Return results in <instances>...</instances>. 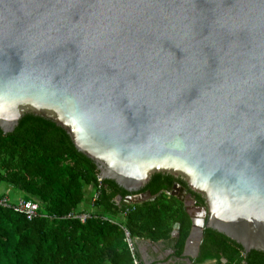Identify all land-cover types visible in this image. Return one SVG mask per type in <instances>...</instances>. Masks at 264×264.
Here are the masks:
<instances>
[{
    "label": "water",
    "instance_id": "95a60500",
    "mask_svg": "<svg viewBox=\"0 0 264 264\" xmlns=\"http://www.w3.org/2000/svg\"><path fill=\"white\" fill-rule=\"evenodd\" d=\"M25 115L126 206L156 174L198 195L183 255L205 229L264 252V0H0V130Z\"/></svg>",
    "mask_w": 264,
    "mask_h": 264
},
{
    "label": "trees",
    "instance_id": "16d2710c",
    "mask_svg": "<svg viewBox=\"0 0 264 264\" xmlns=\"http://www.w3.org/2000/svg\"><path fill=\"white\" fill-rule=\"evenodd\" d=\"M98 179L96 165L50 121L25 115L13 132L0 130V197L19 200L3 192L6 187L39 204L38 215L30 221L0 206V264H133L123 228L135 243L174 242L181 253L191 221L184 204L170 195L176 179L154 175L134 193L148 191L151 200L131 206L115 200L129 193L113 181ZM193 197L197 206H203L198 195ZM81 212L91 215L84 223L66 218ZM175 226H179L176 240L171 237ZM201 251L198 263L223 257L227 264H264V252L245 253L210 229L204 230Z\"/></svg>",
    "mask_w": 264,
    "mask_h": 264
},
{
    "label": "crops",
    "instance_id": "0c3cea01",
    "mask_svg": "<svg viewBox=\"0 0 264 264\" xmlns=\"http://www.w3.org/2000/svg\"><path fill=\"white\" fill-rule=\"evenodd\" d=\"M2 191L3 192L5 191V193H7V195H9L12 199H21V197L17 195L16 193H14L13 191H11L10 188L8 189L6 187H3ZM186 213L189 216V218H190V215L192 216L195 215L193 210L189 208L186 211ZM175 227H179V226H175ZM171 237L172 239L176 240L179 237V231H178V237L175 234L174 236H172L171 234ZM201 244L199 247V250H200L199 254L196 253V248L191 247L188 253L186 255H183L185 243H184L181 253H178L176 244L174 242L169 243V244L164 243L162 241L151 242L149 240L136 242L137 249H138V255L141 261L142 262L144 261L145 264H227L226 260L223 257L218 258V259L216 258L206 259L200 263L196 262L197 259L202 254ZM141 254L143 258L141 257Z\"/></svg>",
    "mask_w": 264,
    "mask_h": 264
},
{
    "label": "built area",
    "instance_id": "2783aa9c",
    "mask_svg": "<svg viewBox=\"0 0 264 264\" xmlns=\"http://www.w3.org/2000/svg\"><path fill=\"white\" fill-rule=\"evenodd\" d=\"M98 180L102 181L100 177ZM0 206L7 209H11L15 213L23 214L29 221L38 215V209H39L38 205L34 202L25 201L23 199L12 201L8 196L0 197ZM127 213L128 210H126L125 213H123V215H126ZM90 216L91 215L89 213L81 212L78 214L70 213L66 216V218L77 219L81 223H84L87 219L90 218ZM123 233H124V240L131 254L133 264H142V261L138 255V249L135 240L131 237L128 230L123 228Z\"/></svg>",
    "mask_w": 264,
    "mask_h": 264
},
{
    "label": "flooded vegetation",
    "instance_id": "af4514ba",
    "mask_svg": "<svg viewBox=\"0 0 264 264\" xmlns=\"http://www.w3.org/2000/svg\"><path fill=\"white\" fill-rule=\"evenodd\" d=\"M180 181V180H179ZM178 180H176L175 182H178L179 184H180V182H179ZM174 182V183H175ZM182 186H183V184H182ZM172 188H173V186H172ZM143 193H141L140 195H142ZM179 195H180V193H178ZM137 195H139V194H132V196H137ZM170 195L172 196V190H171V193H170ZM117 196H119V195H117ZM116 196V197H117ZM174 197V196H173ZM125 198V197H124ZM176 198V197H175ZM184 201L186 202V203H190V205H187V207H185V210L187 211L188 210V208L189 209H191V210H193V212L195 213V215H197V213H198V211L195 209V206L197 205V203H196V200H195V198L193 197V195L192 194H189V192H187V194L184 196ZM115 200H116V198H115ZM116 202L117 203H121V202H118L117 200H116ZM182 203V202H181ZM187 208V209H186ZM194 215V216H195Z\"/></svg>",
    "mask_w": 264,
    "mask_h": 264
},
{
    "label": "bare ground",
    "instance_id": "6f19581e",
    "mask_svg": "<svg viewBox=\"0 0 264 264\" xmlns=\"http://www.w3.org/2000/svg\"><path fill=\"white\" fill-rule=\"evenodd\" d=\"M39 205V204H38Z\"/></svg>",
    "mask_w": 264,
    "mask_h": 264
}]
</instances>
